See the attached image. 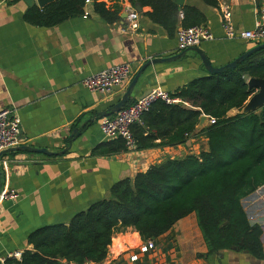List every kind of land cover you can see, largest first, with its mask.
Masks as SVG:
<instances>
[{"label":"crops","instance_id":"1","mask_svg":"<svg viewBox=\"0 0 264 264\" xmlns=\"http://www.w3.org/2000/svg\"><path fill=\"white\" fill-rule=\"evenodd\" d=\"M107 7L121 6L118 19L109 23L86 4L87 15H77L51 26H35L23 18L27 5L20 0H0V109L10 108L20 118L21 135L11 145L46 148L58 155L24 150L0 157L1 191L13 190V199L0 198V264L12 253L32 249L29 234L44 225L68 222L92 202L108 198L110 187L132 179L150 165L168 157H182L207 150L197 125L185 143L148 149L127 148L115 154H94L108 141L100 122L126 91L131 79L148 60L184 50L177 48L176 31L168 34L141 7L136 27L127 26L125 0H98ZM175 2V1H174ZM176 3V2H175ZM229 4L237 30L252 29L264 0H220ZM36 4V3H35ZM177 4V3H176ZM37 5V4H36ZM205 18L213 38L196 47L213 66H221L254 46L241 38L228 39L220 25L218 7L202 0H184ZM119 63H128L130 79L108 93L82 85L89 75ZM194 50L172 62L149 65L134 86L129 102L154 88L169 93L196 77L207 75ZM235 110L228 114L232 115ZM79 136L68 140L72 130ZM244 210L251 225L261 229L264 251V185L244 197ZM144 242L132 227L116 231L105 257L107 264H264L240 249L206 255L207 248L194 213L179 220L154 240V248L140 252ZM136 254L137 259L130 260ZM17 259V258H16Z\"/></svg>","mask_w":264,"mask_h":264},{"label":"trees","instance_id":"2","mask_svg":"<svg viewBox=\"0 0 264 264\" xmlns=\"http://www.w3.org/2000/svg\"><path fill=\"white\" fill-rule=\"evenodd\" d=\"M85 1L55 0L42 8L34 4L26 8L23 18L35 26H55L82 14ZM128 1L133 6L150 7L146 15L168 34L174 33L178 24L188 27L205 21L196 8L180 7L174 0ZM202 1L218 7L220 0ZM120 10V5L111 8L94 0V11L109 23L118 19ZM251 77L264 79V48L235 68L193 78L171 92L179 102H153L140 122L131 125L134 148L185 143L205 115L214 119L198 131L206 138L207 150L168 157L132 179L117 181L108 198L92 202L68 222L33 230L28 236L32 249L23 251L19 259L7 257L4 264L102 261L116 231L132 227L143 240H155L191 213L195 214L206 255L235 248L263 259L261 229L249 223L242 202L264 185V106L240 113L255 92L247 84ZM231 110L235 112L229 115ZM127 148L124 139L117 137L98 145L93 153L115 154Z\"/></svg>","mask_w":264,"mask_h":264},{"label":"built area","instance_id":"3","mask_svg":"<svg viewBox=\"0 0 264 264\" xmlns=\"http://www.w3.org/2000/svg\"><path fill=\"white\" fill-rule=\"evenodd\" d=\"M86 4H94V0H86ZM124 11L126 12V25L136 27L138 12L128 0L124 1ZM84 5V6H85ZM220 11V25L228 39L241 38L252 43L264 42V8L258 13V18L252 29L237 30L232 19V12L229 4L221 3L218 5ZM88 12L83 9V15ZM213 34L207 25L197 24L193 26H180L176 31L177 48L184 50L186 48L197 46L204 41L211 40ZM132 74L131 66L128 63H119L112 65L106 69L100 70L87 76L82 85L90 90L100 93H108L113 88L127 82ZM161 100L171 104L179 102L171 93L161 89L154 88L146 94L141 95L134 102L126 107H122L113 115L104 117L100 122V130L105 139L110 140L117 137L124 139L128 148H134L133 137L131 133V125L140 122L141 116L147 112L152 103ZM208 124L214 123V119L207 117ZM21 135L20 118L13 109H0V151L13 145ZM17 195L13 190H5L0 192V198L13 199ZM154 248V240H144L139 246L140 252H147ZM9 257L20 258V253H12ZM137 259L134 254L130 257L131 261ZM5 260V259H4ZM4 260L1 262L4 263ZM59 264H76L64 259L59 260ZM83 264H107L105 260L92 262L86 261Z\"/></svg>","mask_w":264,"mask_h":264},{"label":"water","instance_id":"4","mask_svg":"<svg viewBox=\"0 0 264 264\" xmlns=\"http://www.w3.org/2000/svg\"><path fill=\"white\" fill-rule=\"evenodd\" d=\"M53 1H55V0H23V2L27 5V7H31L36 3L37 6L40 8L44 7L45 5H47L48 3L53 2ZM174 1L177 4L182 5L184 0H174ZM135 8H136L137 12L141 11L140 5L136 4ZM125 17H126V12H125ZM261 48H264V42L259 43V44H255L254 46L250 47L249 49H247L246 51H244L243 53L238 55L235 59H233V60H231V61H229L226 64L221 65V66H213L211 64L209 58L207 57V55L204 54L202 51H200L196 46L186 48V49H184V51H187L189 49L196 51L198 53L200 59H201L202 64L204 65L207 73L208 74H217V73H220L226 69L235 68L240 61L244 60L251 53H253V52H255ZM184 51L177 53V54H174V55L166 56V57H155V58H152V59L146 61L141 66V68L137 71V73L133 76V78L131 79V81H130L127 89H126V91L123 93L120 100L112 106V108L110 109L108 114L118 112L130 100L132 90H133L134 86L136 85L138 79L140 78L142 72L145 70V68H147L149 65L155 64V63H165V62L175 61L176 59L180 58L184 54ZM247 84H248L249 88H254L255 92L249 97V99L246 101L244 106L241 108L240 113H243V114L255 112L258 109H260L262 106H264V79L251 77L248 79ZM206 118H207V116L202 115L200 117L198 125H202L204 122H206ZM79 135H80V132L77 131V129H73L71 135H69V137H68V140H70L72 137H76ZM17 150L43 153V154H46L49 156L59 154L58 152H51L46 148H36V147L29 146V145H20V146L8 147L6 149L1 150L0 151V157L7 152L17 151ZM1 179H2V174L0 172V190H1ZM233 249H235V248H233Z\"/></svg>","mask_w":264,"mask_h":264}]
</instances>
